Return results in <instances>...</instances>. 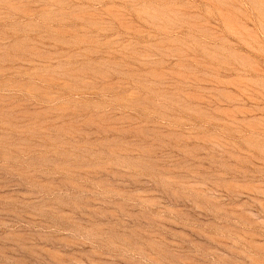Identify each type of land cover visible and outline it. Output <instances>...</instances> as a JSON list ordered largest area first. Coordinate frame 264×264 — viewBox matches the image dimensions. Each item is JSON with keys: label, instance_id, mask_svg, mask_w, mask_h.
Masks as SVG:
<instances>
[{"label": "rangeland", "instance_id": "obj_1", "mask_svg": "<svg viewBox=\"0 0 264 264\" xmlns=\"http://www.w3.org/2000/svg\"><path fill=\"white\" fill-rule=\"evenodd\" d=\"M0 264H264V0H0Z\"/></svg>", "mask_w": 264, "mask_h": 264}]
</instances>
